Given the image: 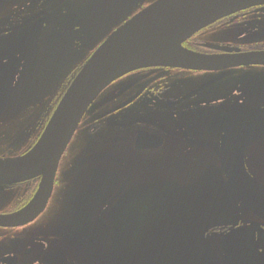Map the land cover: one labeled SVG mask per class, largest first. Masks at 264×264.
Instances as JSON below:
<instances>
[{
	"label": "flooded vegetation",
	"instance_id": "obj_1",
	"mask_svg": "<svg viewBox=\"0 0 264 264\" xmlns=\"http://www.w3.org/2000/svg\"><path fill=\"white\" fill-rule=\"evenodd\" d=\"M102 1L0 0V63L15 66L0 120L28 79L55 80L33 88L57 94L29 103L52 110L41 108L39 116L30 108L38 121L16 147L0 143V157L29 152L82 64L157 0ZM184 47L211 56L264 53V6L219 20ZM64 51L72 59L62 79L55 71L54 79L37 76L41 61L62 67ZM259 108L264 64L221 71L153 67L122 77L89 109L77 132L83 141L76 154H64L43 213L24 225L0 226V264H264V218L241 200L249 183L264 188V127L246 135L244 159L235 157L232 166L221 158L229 125ZM40 182L0 186V216L26 207ZM60 193L66 204L45 221Z\"/></svg>",
	"mask_w": 264,
	"mask_h": 264
},
{
	"label": "water",
	"instance_id": "obj_2",
	"mask_svg": "<svg viewBox=\"0 0 264 264\" xmlns=\"http://www.w3.org/2000/svg\"><path fill=\"white\" fill-rule=\"evenodd\" d=\"M254 6H264V0H157L109 35L65 91L34 148L21 157L0 158L1 187L41 178L33 200L15 214L0 216V226L24 225L45 210L53 194L60 161L83 118L117 80L134 71L153 67L221 71L241 65L264 64V53L210 56L183 47L202 29ZM13 67L9 63H0V112L12 91ZM254 127H264V108L248 111L229 125L226 135L231 139H226L228 151L221 158H227L232 166L235 157L244 159L245 137ZM231 172L239 174V171ZM241 175L249 176L245 168ZM249 184L241 200L264 218V188L256 181ZM181 204L182 201L178 206L182 207ZM200 222L195 220L194 226L198 227Z\"/></svg>",
	"mask_w": 264,
	"mask_h": 264
},
{
	"label": "rangeland",
	"instance_id": "obj_3",
	"mask_svg": "<svg viewBox=\"0 0 264 264\" xmlns=\"http://www.w3.org/2000/svg\"><path fill=\"white\" fill-rule=\"evenodd\" d=\"M110 2V0H103L101 2V5L103 2ZM111 15V14H110ZM72 57L69 55V52L64 51V54H61L58 56V60L62 63V67L60 68H54L53 66L49 65L45 60L41 61V64L39 63V68H38V77H51L54 79V71L56 78L58 80L62 79L67 72L70 71V66L68 63L71 62ZM40 62V61H39ZM47 74V75H46ZM46 75V76H45ZM45 76V77H44ZM38 79V78H37ZM35 77L33 79H28L24 81L21 86L16 90V92L13 94V97L11 99V102L7 104L5 112L2 116V119L0 120V129H1V136H0V143L3 145V148L7 145L10 147H16L23 141V137L25 132L28 130L32 129L36 122L38 121V118H34V115H31V110L30 108H35V113L37 115H41L42 111L44 108L50 112L52 110V105L51 104H29L31 102L36 103L40 99H44L47 97L49 100L55 99L57 94L56 93H51L47 92L44 95V92L41 90H36L33 88V86L37 85H51L55 84L52 80H45V81H40L39 79L37 80ZM53 84V85H54ZM44 95V96H43ZM52 102V101H51ZM259 105V104H256ZM43 108V110H41ZM38 116V117H39ZM84 134V133H83ZM84 136H79V133L75 136L72 144L70 145L68 149V153L70 152L71 154H76L74 151L76 150L75 148H78L79 144L82 143ZM27 139V136L24 138V140ZM206 156H203V158ZM207 160L211 161L210 155L206 157ZM68 170V167L65 168ZM61 187H59L56 191V194L60 192ZM59 198L56 199L54 198V204L50 208L49 212L46 214V219H51L54 214L58 213L61 209L60 207L62 204H66V197L63 198L60 195L58 196ZM59 203L58 208L56 209V205ZM62 213V211L60 212ZM51 217V218H50ZM48 224V221L46 223Z\"/></svg>",
	"mask_w": 264,
	"mask_h": 264
},
{
	"label": "bare ground",
	"instance_id": "obj_4",
	"mask_svg": "<svg viewBox=\"0 0 264 264\" xmlns=\"http://www.w3.org/2000/svg\"><path fill=\"white\" fill-rule=\"evenodd\" d=\"M75 138V137H74Z\"/></svg>",
	"mask_w": 264,
	"mask_h": 264
}]
</instances>
